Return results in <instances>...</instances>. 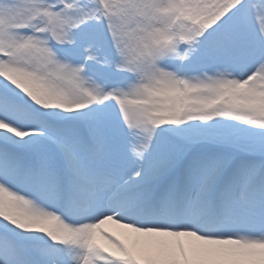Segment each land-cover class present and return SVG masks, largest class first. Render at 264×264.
Masks as SVG:
<instances>
[{
	"label": "snow or ice",
	"instance_id": "obj_1",
	"mask_svg": "<svg viewBox=\"0 0 264 264\" xmlns=\"http://www.w3.org/2000/svg\"><path fill=\"white\" fill-rule=\"evenodd\" d=\"M0 264H264V0H0Z\"/></svg>",
	"mask_w": 264,
	"mask_h": 264
}]
</instances>
